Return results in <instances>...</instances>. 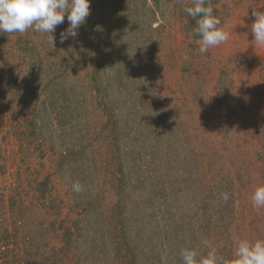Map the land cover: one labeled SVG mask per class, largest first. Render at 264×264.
I'll return each mask as SVG.
<instances>
[{
  "label": "rangeland",
  "instance_id": "374dc122",
  "mask_svg": "<svg viewBox=\"0 0 264 264\" xmlns=\"http://www.w3.org/2000/svg\"><path fill=\"white\" fill-rule=\"evenodd\" d=\"M210 2L231 34L205 54L182 14L192 0H91L78 37L59 42L65 16L54 46L0 32V264H118L121 232L137 264H183L184 248L231 259L234 237L264 239L251 200L264 185L251 32L264 0ZM203 208L212 221L234 210L231 240Z\"/></svg>",
  "mask_w": 264,
  "mask_h": 264
},
{
  "label": "clouds",
  "instance_id": "9594fccd",
  "mask_svg": "<svg viewBox=\"0 0 264 264\" xmlns=\"http://www.w3.org/2000/svg\"><path fill=\"white\" fill-rule=\"evenodd\" d=\"M90 4L91 0H0V32L23 34L31 29L46 34L54 46L56 27L63 24L67 16L69 26L61 31L59 39L63 44L69 38L78 37V29L90 15ZM184 11L195 19L194 32L200 37L197 43L201 54L227 42L231 32L222 26L221 19L214 14L210 0H192V5L186 6ZM253 16L255 21L251 25V32L254 41L264 46V12L253 11ZM72 190L80 193L83 186L75 182ZM220 198L227 203L230 194L224 192ZM251 200L253 208H264V185L254 190ZM233 243L231 259L219 256L216 248H211L206 256L198 259L195 249L184 248L180 253L183 264H264V239L252 241L234 237Z\"/></svg>",
  "mask_w": 264,
  "mask_h": 264
},
{
  "label": "trees",
  "instance_id": "16d2710c",
  "mask_svg": "<svg viewBox=\"0 0 264 264\" xmlns=\"http://www.w3.org/2000/svg\"><path fill=\"white\" fill-rule=\"evenodd\" d=\"M191 6V5H188ZM184 16L186 17L187 20V25L190 28H196V23H195V19L189 17L187 15V13L184 11ZM118 24V23H117ZM196 38L199 39V36L196 34ZM25 39L22 38L20 41H24ZM55 79H58V76L55 77ZM52 84H55V82H53ZM56 102L53 104L55 106ZM68 109V108H67ZM61 110V109H60ZM59 110V111H60ZM28 120V119H27ZM26 120V121H27ZM33 120H35L34 118L32 119L31 125L33 126V128H35L36 124L33 122ZM201 216L203 217L204 220H211L208 221V223L212 224H216L214 225L216 228L215 230L218 231L219 229L222 232V236H224L223 240H231L232 239V235H231V230L229 229L230 225L229 223H226L227 220L233 219L234 218V210L232 209H228L227 208H220L219 211L215 212L216 218L214 219V221H212L211 217L214 216L212 213H210L207 209L205 210L204 208L200 210ZM119 215H121V213L119 212ZM225 219V221H224ZM119 221L121 222V220L119 219ZM225 222V223H224ZM220 223L222 225H220ZM224 226V227H223ZM117 231H122V229H118ZM116 229L114 230V235L116 234ZM6 240V239H5ZM116 251H117V257H116V262L118 264H137L136 261V257H135V253L136 252V247L130 245V244H125L124 242V238H122V232L121 234H117L116 235ZM222 250V249H219ZM134 251V252H133ZM224 251H220L219 253H222Z\"/></svg>",
  "mask_w": 264,
  "mask_h": 264
}]
</instances>
